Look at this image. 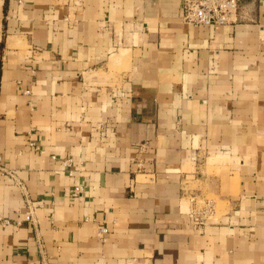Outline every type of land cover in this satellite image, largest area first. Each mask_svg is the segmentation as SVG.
I'll use <instances>...</instances> for the list:
<instances>
[{
    "label": "crops",
    "instance_id": "1",
    "mask_svg": "<svg viewBox=\"0 0 264 264\" xmlns=\"http://www.w3.org/2000/svg\"><path fill=\"white\" fill-rule=\"evenodd\" d=\"M181 1L0 0V264H264V0Z\"/></svg>",
    "mask_w": 264,
    "mask_h": 264
},
{
    "label": "built area",
    "instance_id": "2",
    "mask_svg": "<svg viewBox=\"0 0 264 264\" xmlns=\"http://www.w3.org/2000/svg\"><path fill=\"white\" fill-rule=\"evenodd\" d=\"M19 3L20 0H17ZM239 0H182L180 7V21L187 26H212V25H229L233 24L236 19L237 10L239 7ZM23 95H29L28 90L23 91ZM32 132L26 133V145L27 148L33 152H37L40 147L35 140L31 139ZM0 156V170L1 167ZM70 160L61 162V166L65 168L66 174L71 176ZM8 174H10L8 172ZM83 192L82 185L73 186L69 195L72 197L80 196ZM213 212L211 203L204 201L199 209H194L190 212V220L196 227L203 225L206 218H208ZM1 225L8 224L7 220L0 219ZM106 233V229L100 228L98 230L99 235Z\"/></svg>",
    "mask_w": 264,
    "mask_h": 264
},
{
    "label": "rangeland",
    "instance_id": "3",
    "mask_svg": "<svg viewBox=\"0 0 264 264\" xmlns=\"http://www.w3.org/2000/svg\"><path fill=\"white\" fill-rule=\"evenodd\" d=\"M208 197V196H207ZM218 202L217 201H215V205H216V209H219V207H218Z\"/></svg>",
    "mask_w": 264,
    "mask_h": 264
}]
</instances>
